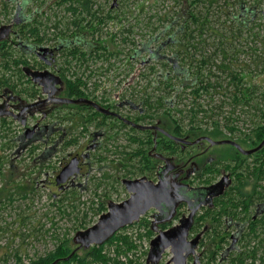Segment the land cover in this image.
Masks as SVG:
<instances>
[{
	"label": "rangeland",
	"instance_id": "374dc122",
	"mask_svg": "<svg viewBox=\"0 0 264 264\" xmlns=\"http://www.w3.org/2000/svg\"><path fill=\"white\" fill-rule=\"evenodd\" d=\"M60 1L0 0V25L16 22L17 15H20V17H28L29 20L37 19L41 22L42 25L39 27L41 35H46V37L56 41L60 36L68 37L72 30L76 28L72 24L73 19L85 17L88 20L89 17L85 11L80 10L73 13L67 10L68 3H61ZM89 1L93 2H89L91 9L94 10L99 7L102 11L100 14L103 16L114 0ZM115 1L119 3V6L115 8L116 11L113 13L120 17L119 20L107 21L101 26L102 30L98 34L108 41L109 38L106 36L110 33H116V43H110V48L112 51L117 50L118 52L108 60L89 61L88 68H77L78 73H82L85 78L87 77L88 87H93L94 83L97 85L96 94H103L116 103L126 100L139 103L143 90L146 88L147 92L153 93L154 96L166 95V92H161L162 89H156V81L161 77H158L160 73L167 71V67H164L157 58L150 56V53L156 50L158 57H161V54L167 57L172 50L167 45L160 47L158 43L147 44L150 51L142 50V47L149 36L155 35L159 31L161 32L158 36L163 35L164 25L167 24L166 14H172L173 11L180 8V0ZM219 1L223 2V0ZM245 1L250 5L257 6L264 13V0ZM202 7L203 5L200 7L203 10ZM258 14L260 13L251 18L248 28L244 29L229 47L232 46L240 50L237 55V66L252 71V76H245V80L247 84L257 86L258 91L255 95L258 97L257 99H260L259 95L264 90V41L262 40V38L264 39V25H259L261 21L259 18H255ZM214 15L215 21L210 25L213 27L212 29L217 30L218 33H225V31L230 33V24L224 23L223 19L218 17V13ZM216 19L218 20L216 21ZM254 19L256 21L252 22ZM85 23L86 21H84ZM13 27L17 29L15 26ZM123 28H130V32H120ZM253 32L257 33L258 36H253L251 34ZM82 37L92 39L89 33H82ZM220 38L222 37L206 28L199 37V39L207 42V44L204 43L207 53L215 50ZM188 52L191 53L190 56L192 57L199 58L200 56V53L193 50ZM3 62L4 59L0 57V76L7 75ZM151 67L155 68L154 71H151ZM173 93L168 94L167 99L174 103L175 108L187 110L190 100L189 95L182 96L179 102L172 96ZM59 96H66L65 84ZM207 98L208 96H204L203 100ZM219 99H222L220 94H216L213 98L215 102ZM260 103V106L264 107V101H260ZM230 109L231 107L226 104L223 113L213 119L219 120L220 126H223L224 116L229 114ZM164 110L167 109L165 107L158 109L151 121H157L160 127L173 133L175 124L171 120V116L166 114ZM120 111L127 114L130 111L128 104L125 103V106H121ZM172 114L174 118L180 120L184 129L189 127L188 116H185V112L180 114L173 110ZM255 115L253 114V120L257 119ZM239 116L240 119L236 123L239 131L230 132L222 127V135L213 136L212 138L235 137L244 144L243 147L250 146L249 144L252 141L250 129L254 122L249 120V117H246L243 113L239 112ZM35 117H38V115L32 116L33 119L30 120V123H34ZM76 121L77 118L65 121L63 124L58 121L55 125L78 131L82 127ZM204 121L199 125V129L190 133L189 139L193 140L199 134L205 133L206 129H211L207 128L211 126L210 120L205 119ZM109 122L111 128L107 127L101 130L94 125H90L86 134L79 137L77 144L65 149H62L60 144L54 146L51 145L53 143L47 144V139L44 138H37L35 141L28 142L29 140L22 137L24 126L20 121L12 123L11 130L7 132L0 130V133H3V135L0 134V171L2 173L0 175V264H15L14 255L16 253L22 257L24 263H27L30 259L52 250L58 243V238L64 235L70 238L68 245L74 250L77 246L72 238L76 230L83 228V226L80 228V222L84 214H86L85 226H89L98 219V215L93 214V211H91L92 207H97L100 202L105 203L107 206L110 202H120L128 197L129 192L122 182L123 179H135L142 176L136 169L139 157L131 156V152L137 148V145L128 141L125 135L129 131L127 128L120 129L117 122ZM186 129L183 132L184 134L188 133ZM90 132L100 134L91 138L89 136ZM207 133L209 132L207 131ZM12 136L15 138L14 143H12ZM33 144H40V148L36 150V153H40V151L48 152L52 147L55 148V150L50 151L51 153L42 154L44 165L40 166L41 162H39V166H37L38 162L31 160L28 147ZM204 147L205 144L199 148L194 147L193 151L197 152ZM226 148V145H214L210 151L220 152ZM71 153H78L79 157H83L82 169L78 175L68 179L62 187H58L55 184V176ZM184 159L185 156L182 159L176 157L173 162L180 165ZM228 165H230L229 162ZM105 174L107 176L104 178ZM98 181L101 183L96 188L95 185ZM150 215L152 216V214ZM150 215L147 216L149 223L152 221ZM139 220L131 224L134 226L128 231L137 234L139 232L144 233L146 226L139 224ZM154 231L153 236L157 233L156 229ZM189 237H192V235ZM226 238L227 242L230 243V237ZM200 239H204L202 240L203 244H200ZM200 239L195 252L190 258L186 259L185 264H229L227 261H220L219 256L222 251L217 253L215 261L209 262L207 255L214 251V248L208 246L210 240L207 237L205 238V235H201ZM149 242L150 240L146 236L136 240L138 247L135 256L132 255L131 258L137 260L139 264H149L146 261ZM105 250H107V247ZM78 254L80 256L84 255L85 249H79ZM170 257V250L167 249L163 252L157 264H165ZM257 263L260 264L258 261Z\"/></svg>",
	"mask_w": 264,
	"mask_h": 264
},
{
	"label": "trees",
	"instance_id": "16d2710c",
	"mask_svg": "<svg viewBox=\"0 0 264 264\" xmlns=\"http://www.w3.org/2000/svg\"><path fill=\"white\" fill-rule=\"evenodd\" d=\"M60 2L68 3L66 9L73 13L80 10L86 12L89 17L88 20L85 17H77L73 19L72 24L79 28L78 32L81 31V28L91 29L90 34L92 37L90 42L73 43L74 40H71L70 37L75 32L74 30H72L73 32L68 37L61 36L64 43L59 63V74L65 82L66 96L72 98L87 97L98 101L97 96L94 95L97 85L94 83L93 87H88L87 77H83L82 73L79 74L77 68L82 67L86 69L91 60H108L116 55L118 51H112L110 48V43H116V33L108 34L106 36L109 38L108 41L104 40L98 33L101 32V26L107 21L120 17L113 13L116 9H109L106 15L102 17L100 9L90 10L88 7L89 0H61ZM180 5V8L173 11L172 14H166L167 24L164 25L163 35L158 36L159 32H161L159 31L157 34L149 36L147 42L143 44L142 50L146 51L149 50L147 44L151 45V43H158L160 47L167 45L172 50L171 54L167 57L162 54L160 55L161 57H158L156 50L150 53V56L157 58L164 67H167L165 73L157 74L158 77H161L156 81V89H162L161 92H166V95L159 94L154 96L153 93L147 92V88L144 89L139 99L143 103V108L148 112V116L153 118L158 109L165 107L167 110L164 111L171 116V120L175 124L173 133L178 136L183 135L186 128L184 129L179 119L174 118L172 114L173 110H176L180 114L185 112V116H188L189 127L186 129L188 133H193L199 129V125L205 122V119L210 120L211 126L207 128L211 129L206 130L214 137L222 135V127L230 132L239 131L236 123L240 119L239 112L243 113L246 117H249V120L254 122L250 129L252 141L249 145L255 147L264 138V107L260 106V101H264V90L259 95L260 99H257L258 97L255 95L258 91L257 86L254 84L249 85L245 80V76H252V71L237 66V55L240 50L232 46L229 47V45L233 44L236 41V37L240 36L241 32L248 28L251 18L255 14L260 13L255 18H259L261 21L259 25L263 26V11L259 10L255 5L246 3L245 0H223V2L219 0H180ZM202 5L203 10L200 8ZM215 13H218V17H221L224 23L230 24V33L226 32L225 29V33H218L217 30L212 29L213 27L210 25L215 21ZM256 19L252 22H255ZM84 21H86L85 27L83 25ZM41 25V22L37 21V19L21 25L19 27L20 40L22 41V38H25L28 33V37L34 38L37 43H42L46 39V35H40L39 27ZM204 28L211 29L218 36L222 37L219 39L215 50L209 53L206 52V48L204 47V43L207 44V42L199 39ZM124 31L130 32V28H123L120 32ZM251 34L258 36L254 32ZM229 37L230 39H228ZM47 40L50 39L47 38ZM123 40L126 41L125 38ZM262 40L264 41L263 38ZM75 42L77 41L75 40ZM21 43L15 39L11 43H0V57L4 59L3 67L7 73L11 70L16 78L11 84L8 75H1L0 89L9 87L15 92L21 95L26 94V96L33 99L37 94L36 88L30 81L28 86L23 85L22 82V78L25 75L21 66L27 64L28 60L23 51L19 49L20 47L22 48ZM17 44L20 46L19 48L13 46ZM189 50L200 53L199 58L190 56ZM154 69V67H151V71H154ZM171 92H174L172 96L179 102L182 96L189 95L190 100L187 110L174 107V103L167 99V95L171 94ZM216 94H220L222 99L215 102L213 98ZM204 96H208V98L203 100ZM101 103L103 104V101ZM226 104L231 109L229 110V114L224 116L223 126H220V121L213 118L223 113V108ZM60 108V110L54 109L51 112L47 118V122L52 123L54 120H58L60 124H63L65 121L77 118L76 122L81 127H84V129L81 128L75 131L72 128L65 129L61 125L57 126V129L51 128L53 124L47 125V129L49 130L46 131V135L41 136V139H47V144L53 143L51 144L53 146L60 144L62 149L77 144L79 137L86 134L88 126L94 125L97 129L111 128L108 121L116 120L112 116L101 114L85 104H62ZM253 114H256V120H253ZM117 122L120 123L118 120ZM12 123H14L13 120H9L7 117H0V130L2 132L11 130ZM206 130L204 132H207ZM0 134L3 135V133ZM243 135L246 137L245 134ZM144 137V135L135 134V130L127 134V139L130 143L136 144L137 141H140V144H142L131 152L132 157L140 158L142 157L139 156L140 153L143 156L145 155V152L141 151L144 149L143 144L146 140ZM12 138V143H14V136ZM162 140L169 143L172 142L165 137H162ZM147 142L148 147H152L153 141L151 138L147 139ZM157 147L159 149L168 148L171 154H176L178 151V146L175 142H173L172 147H166L165 145L162 147V141L157 140ZM39 148L40 144H33L28 147L31 160L38 162L37 166H39V162H41L40 166L44 165L42 154L45 155L55 150L52 147L48 152L40 151V153H36V150ZM253 155H258L260 158L253 162V168L249 171L253 176L254 189L251 194L248 195L247 191L240 185L236 191L230 190L227 192L222 199H215L211 207L203 209V213L199 218V220H204L209 225V231L204 234L205 238L207 237L210 240L208 246L214 248V251H211L207 255L209 262L215 261L217 253L222 251L219 256L220 261H227L229 264H258L257 261L260 264H264V210L258 214L245 232L235 235L226 234L223 230L225 224H222L224 219L227 221L230 219H245L251 205L249 201L252 200L253 202H251L254 206H256V202L264 201V189H257V181L264 179V146L259 151L253 153ZM140 163L142 164V161L138 160L137 165ZM136 169L140 172L143 168L137 166ZM105 176L107 175L105 174L104 178ZM100 183L99 181L96 183V188L100 186ZM106 209V204L100 202L97 207H92L91 211H93V214L99 216ZM85 217L86 214L82 216L80 228L81 226L83 228L80 230L88 227L85 226ZM139 221V224L146 226L144 233L139 232L137 234L130 232L128 229H131L134 225L126 226L115 232L113 236L100 245H92L88 249L81 248L85 249V254L82 256L78 254V249L68 259H65L73 249L68 245L70 238L64 235L58 238V243L52 250L30 259L27 263H24L22 257L16 253L14 255L15 264H139L137 260L131 258L132 255L135 256L138 247L136 240L142 236H146L148 240H151L155 233L151 227V223L147 221V217H142ZM201 225V223H197L196 228L191 230V233H194ZM226 237H230V243L227 242ZM202 240L200 239V244H203ZM106 247L107 250H105ZM110 254L113 255L111 256Z\"/></svg>",
	"mask_w": 264,
	"mask_h": 264
},
{
	"label": "flooded vegetation",
	"instance_id": "af4514ba",
	"mask_svg": "<svg viewBox=\"0 0 264 264\" xmlns=\"http://www.w3.org/2000/svg\"><path fill=\"white\" fill-rule=\"evenodd\" d=\"M89 2L93 3L91 1ZM90 3H88V7L90 8V10H93L90 7ZM118 6L119 3H117L114 0L113 3L107 9L106 13L108 12L109 9H115ZM96 9H100V8L97 7ZM105 15L106 14H104L102 17H104ZM32 20H29L28 17L24 18V17H20V15H17L15 20L16 22L13 23L10 22L7 25L4 24L0 25V43L3 42L11 43L13 42L14 39L17 40L18 42H22L21 43L22 48L18 46V44L13 45L14 47L17 48L20 47L19 49L23 51L24 55L27 56L26 58L28 60L27 64L21 66L22 71L25 75V77L22 78V82L23 85L28 86L30 81L31 84H33L34 87L36 88L37 94L35 95V98L31 99L30 97L26 96V94L21 95L15 92L12 88L9 87L1 88L0 105H3L2 108L4 110H11L14 113H19L21 111L18 117H13L11 115H7L3 117H7L9 120H13L14 122L24 121V125H23L24 131L28 126L30 127L34 126L35 127V132L33 134L34 137L39 135L40 136L46 135V131L49 130L47 129V125L49 124H54L51 128L57 129V126L55 124L58 122V120H54V122L50 123L47 122L48 120L47 118L54 109L60 110L61 105L65 104L52 100V98L63 97V96H59V94L62 91L63 85L65 83L59 74L60 56L62 55L61 53L63 50V43H64V41H62L61 39V36L57 41L50 38H49L50 40H47L48 37L45 36L46 39L42 43H37L35 42L34 38H31L30 36L28 37V33H27L25 38H22V41L20 40L19 27L23 24L25 25L31 22ZM13 26H15L17 29H15ZM78 29L79 28L76 27L74 29L75 31L74 33L76 34L73 33L74 34V35L72 34L73 37L71 36L72 37L71 40H74L73 43H82L84 41L90 42L89 39H85L84 37H82V33L90 34L91 29L89 30L87 28L86 29L81 28V31L79 32ZM51 40L53 41L50 42ZM75 40L77 42H75ZM42 47L47 48L49 53L48 56L41 57L38 54L39 49ZM44 70H47L55 75H58L61 78L62 83L52 88L43 89L42 87L33 83L31 77L27 73L29 71H44ZM7 75L9 76V79L11 80L10 83L12 84L13 80L16 79L13 75V72L10 70L8 71ZM94 95L97 96L98 101H95L91 98L88 99L95 101L100 106L115 112L121 117L120 118L116 115H109L112 116L114 119H116L112 121L115 122H117V120L120 121V123L117 122L119 124L120 129L127 128L129 130L128 132L125 133L126 137L127 134H130L129 132H134V130H135V134L140 136L141 135L145 136L144 138L146 140L143 144L144 149L141 150L142 152H145L144 155L145 157L143 156L142 153H140L139 156L142 157L139 158V161L140 162L142 161V164L141 163L138 164L139 167L143 168L140 171L142 175L141 177H145L146 179L151 180L153 182H156L159 179H164L169 188H171L172 190H177V192L183 196L181 201L175 202L174 211H172L173 204L169 202L165 204H160L157 208L149 209L146 212V214L142 216V217H147L148 215L152 214V218L154 217L151 221V227L153 228V230L156 229L158 232L160 230H165L170 227L176 226L177 224H179L180 220L184 216L188 215L190 211L194 210L195 214L193 216L192 224L189 230V236L192 235V237H189V239L197 235L199 236L200 239L201 235H204L209 231V225L204 220L203 221L199 220L200 216L203 213L204 208L211 207L215 199L217 198L222 199V197L226 195L227 192H229L230 190L236 191V189L240 185L243 186L244 190L247 191L248 195H250L251 192L253 191L254 189L253 176L252 174L249 173V171L252 170L253 168L254 165L253 162L256 159L260 158V156L258 155L254 156L253 154L250 155L242 154L235 146L231 144H217V145H226L227 148L225 150L224 149L221 150L220 152H211L210 149L214 145H211L206 138H202V137H208L213 140H223V139L231 140L237 143L243 149H250L254 146L250 145L247 147H243L244 144L235 137H221L219 139H214L212 138L213 136L207 132L199 134L193 140L188 138L190 133H186V134L183 133V135L178 136L160 127L157 121L156 122L151 121L153 118L148 116V112L146 111V109L143 108V103L140 100L139 103L129 100L122 101L121 103H116L115 101H111L110 99H108L103 94L98 95L94 93ZM64 97L72 98L68 96H64ZM101 101H103V104L101 103ZM31 103L34 105L31 107H27V105ZM125 103L128 104L130 109V111L127 114H123L120 111V107L125 106ZM71 105H80V104H71ZM46 107H48V109H46ZM93 109L97 111L95 108ZM34 115L35 116L38 115V117H35L34 123L33 122L30 123V120L33 119L32 116ZM123 118L128 119L134 123L147 125V126H155V127H151L147 129L135 128L131 124L125 123L123 121ZM108 123L110 124L109 121ZM122 124H124V126H122ZM88 127L86 128L87 131H88ZM82 128L84 129V127ZM163 131L173 136L184 138L189 142H192L198 138H200V140L196 144H191V145L183 144L179 141H175L171 139ZM99 134L100 133L90 132L89 136L92 138ZM162 137H165L172 142L169 143L167 141H163ZM149 138H151V140L153 141L152 147H148L147 139ZM157 140L162 141V147L163 145H165L166 147H172L173 142H175L176 145L178 146V153L175 155L171 154L170 149L168 148L159 149L157 147ZM203 144H205V147L203 149L197 152L193 151L194 147L199 148ZM136 145L139 147L142 144H140V141H137ZM184 156L185 159L182 162V164L177 165L173 162L174 158L177 157V159H182ZM72 158H76L78 162V168H79L78 174H79L82 169L83 157H79L78 153H71L69 158L61 165L60 170L66 164H68V162ZM228 162L230 163V165H228ZM64 184L62 185L56 184V185L61 187ZM257 185H258L257 189H264V179L258 180ZM251 201H249L251 205L248 209L245 219L243 220L230 219L229 221H227L226 219L223 220L222 224H225V228L223 230L225 231L226 234L235 235L247 231L252 221L258 216V214L263 212L264 201L256 202L257 203L256 206H254L252 204L253 201L252 202ZM171 211H172V217L168 220L167 218L171 214ZM197 223L198 224L201 223L202 225L199 226L194 233H191V230L196 228ZM188 257L190 258L191 255H189Z\"/></svg>",
	"mask_w": 264,
	"mask_h": 264
},
{
	"label": "water",
	"instance_id": "95a60500",
	"mask_svg": "<svg viewBox=\"0 0 264 264\" xmlns=\"http://www.w3.org/2000/svg\"><path fill=\"white\" fill-rule=\"evenodd\" d=\"M38 54L41 57L48 56L47 48H40ZM31 77L33 83L42 87L43 89L52 88L62 83L61 78L47 70L44 71H29L27 72ZM52 100L65 103V104H86L92 106L97 111L106 115H116L115 112L100 106L93 100L85 97L80 98H67V97H56ZM34 104H28L27 107H31ZM3 105H0V117L11 115L18 117L19 113H14L11 110H4ZM121 118V117H120ZM125 123L131 124L135 128L147 129L155 126H147L138 123H134L128 119L123 118ZM24 125V121L21 122ZM162 131V130H161ZM35 127H27L22 134L25 140L35 141L41 136H34ZM164 132V131H163ZM168 137L175 141H179L183 144H196L200 138L189 142L184 138L173 136L167 132H164ZM206 138L211 145L217 144H231L235 146L242 154L250 155L259 151L264 146V138L255 146L250 149H243L237 143L231 140H213L208 137ZM78 162L76 158H72L68 164H66L55 177L57 185L64 184L69 178L74 177L78 174ZM123 184L129 192L126 199L120 202H110L107 205L105 212L98 216V219L90 226L83 230L77 231L72 241L76 244V248L67 256L68 259L75 250L81 248H89L92 245H100L107 241L111 236L118 230L133 224L138 221L146 212L151 208H157L160 204L171 202L174 206L175 202L181 201L183 196L168 187L164 179H159L156 182L146 179L145 177H139L135 179H123ZM174 193V194H173ZM171 214L168 216V220L172 217ZM195 211L192 210L186 216H184L179 224L170 227L165 230H160L149 242V249L147 254V262L151 264H157L162 257L165 250L169 249L171 253L170 259L165 264H185V261L189 255L195 252V248L198 244L199 236H195L189 239V230L192 224L193 216ZM154 218V217H153Z\"/></svg>",
	"mask_w": 264,
	"mask_h": 264
},
{
	"label": "built area",
	"instance_id": "2783aa9c",
	"mask_svg": "<svg viewBox=\"0 0 264 264\" xmlns=\"http://www.w3.org/2000/svg\"><path fill=\"white\" fill-rule=\"evenodd\" d=\"M152 219H153V218H152V216H151V220H152ZM148 249H149V245H148ZM148 249H147V250H148Z\"/></svg>",
	"mask_w": 264,
	"mask_h": 264
}]
</instances>
